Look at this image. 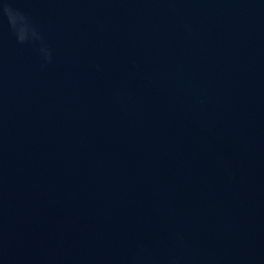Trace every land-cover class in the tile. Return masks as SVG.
<instances>
[{"label":"water","instance_id":"1","mask_svg":"<svg viewBox=\"0 0 264 264\" xmlns=\"http://www.w3.org/2000/svg\"><path fill=\"white\" fill-rule=\"evenodd\" d=\"M0 264H264V0H0Z\"/></svg>","mask_w":264,"mask_h":264}]
</instances>
